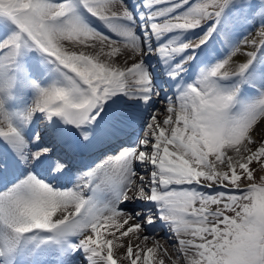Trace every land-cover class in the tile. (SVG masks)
Segmentation results:
<instances>
[{
    "label": "snow or ice",
    "instance_id": "obj_1",
    "mask_svg": "<svg viewBox=\"0 0 264 264\" xmlns=\"http://www.w3.org/2000/svg\"><path fill=\"white\" fill-rule=\"evenodd\" d=\"M88 40L110 52L75 49ZM82 147L112 154L74 173ZM254 162L264 0H0V264H165L130 237L158 222L182 264H264Z\"/></svg>",
    "mask_w": 264,
    "mask_h": 264
},
{
    "label": "bare ground",
    "instance_id": "obj_2",
    "mask_svg": "<svg viewBox=\"0 0 264 264\" xmlns=\"http://www.w3.org/2000/svg\"><path fill=\"white\" fill-rule=\"evenodd\" d=\"M128 2L131 3L129 0H128ZM95 23H96V26L98 28H101L103 31H105L107 33V30L103 29L102 25H100L98 22H95ZM108 34H110V33H108ZM241 38L242 37L240 35L239 39H241ZM117 47H120L122 49L123 54L120 55L119 59H116L114 62L117 63L122 68L129 66L133 62L132 59L130 58V56H131L130 50L124 49L123 45H117ZM102 48H103V53L107 54L110 52V48L108 47V45L105 44L102 46L101 43L99 41H96V40H88L83 45L79 44V43L75 45V49L77 51H83L86 54H91V55H94V54L100 52ZM243 57L244 56H242V55H237V56L233 57V59L230 61L231 65L234 63V67H235L236 64L240 60H242ZM100 58L102 60L110 59L108 56L103 55V54L100 56ZM154 59H155V57L153 56L151 58V60H154ZM125 60H127V63H125ZM155 61H156V59H155ZM162 97H164L163 93L160 94V98L157 100L156 105H155V108L157 110H160L158 113V116H159V119L161 121L163 119H165L167 117V115H169L165 111V109L168 107L167 102H160L159 101ZM173 107L178 108V104H177L175 98L173 99ZM173 119H175L174 114H173ZM35 126H36L37 130H41L43 127V124L41 121H37ZM102 153L107 154V155L112 154V152L109 151L107 149V147H105L103 149H92V148H88V147H82L76 152V154L73 157L74 158H79V157H85L86 158V160L82 164L79 161L75 162L76 166L78 168H80L81 171H86L88 166H94V163L100 162V160L102 159ZM68 187H71V185H68ZM202 190L208 191L207 189H202ZM213 208H214V206H213ZM131 223H134V222L130 221L129 224H131ZM158 227H159V231H157V232H154L153 229L148 230L147 234H149L150 238L146 242H142V239L137 240L134 235L130 234L131 242H132L133 246H135L137 244H141V246L146 245V247H155L156 242H158L164 249H167L168 255H167V257H164L165 258V264H172L173 261L175 262V264H182V261L178 258L176 247L172 246L175 238H173V241H170L168 238V233L166 232L165 229H163L160 226L159 222L157 223L155 228H158ZM156 233H157V235H156ZM145 234L146 233L141 232L140 233L141 238ZM109 238H111V237H109ZM128 239L129 238L126 237V238H122L121 241H114V245L121 243V242L126 245L128 242ZM125 251H126V249H118L117 250L114 248V252L117 253L118 257L123 255L125 253ZM162 255H163L162 253H156L155 259L158 260ZM120 264H127V261L126 260L121 261Z\"/></svg>",
    "mask_w": 264,
    "mask_h": 264
},
{
    "label": "rangeland",
    "instance_id": "obj_3",
    "mask_svg": "<svg viewBox=\"0 0 264 264\" xmlns=\"http://www.w3.org/2000/svg\"><path fill=\"white\" fill-rule=\"evenodd\" d=\"M258 27H259V25L257 24L254 28H252L250 35L248 34V31L247 30H243L242 35H241L242 38L240 39V41H241V52L252 51L253 50L251 47H245L243 45V40H244L245 37H247V39H249V40H251L253 37H255L256 36V28H258ZM197 31H199V30H197ZM257 39H258V37H257ZM245 58L246 57H243L242 60H240L239 62L243 61ZM226 67H228V68H235L234 67V63L231 65V62ZM252 167L254 168V175L259 176V175L264 174V172H261V165L260 164L254 162L253 165H252ZM257 182H259V181H257ZM156 231H157V229H156Z\"/></svg>",
    "mask_w": 264,
    "mask_h": 264
}]
</instances>
